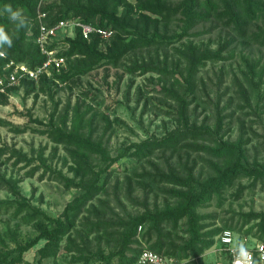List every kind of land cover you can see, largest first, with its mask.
<instances>
[{
    "label": "trees",
    "instance_id": "trees-1",
    "mask_svg": "<svg viewBox=\"0 0 264 264\" xmlns=\"http://www.w3.org/2000/svg\"><path fill=\"white\" fill-rule=\"evenodd\" d=\"M38 3L39 0H0V11L5 4H10L13 9H22L28 22L27 27L17 31L15 23L6 14L0 15V26L5 28L13 41L11 48L5 45L0 49L6 53V57H0V73L9 59L25 61L32 67L46 60V55L41 52L36 41ZM46 9L49 12L46 21L50 24L60 19L80 18L87 23L113 29L114 33L108 39L111 43L107 45L106 51L100 48V44L107 40L97 34L86 38L80 28L57 41L54 45H59L62 40L65 42L61 54L66 57L68 68L62 67L61 72L53 70L52 78L44 74L37 83L28 79L22 82L30 83L31 88L37 86L40 90H45L46 82L53 80V77L67 81L75 75L92 70L98 64L117 66L126 54L136 48L167 43L175 36L179 38L187 34H200L192 30L203 22L221 21L231 30V34L215 50L199 48L193 42L188 44L184 80L189 91L195 90L201 66L209 59L223 58V51L232 43L255 40L264 44V30H253L255 21L264 16V0H59ZM175 20L181 22L182 31L168 35L171 23ZM123 35L132 36L125 39ZM162 67L159 64L134 62L129 69L143 73L150 70L164 72L166 69ZM17 87L10 89V92ZM186 94L174 91L179 102V125L161 137L151 135L132 142L116 155L110 153L102 140L81 129L86 113L80 112L79 107L75 108L71 128L65 125V121L56 123L54 113L47 123L31 118V122H39L44 127L35 128L29 124L13 127L16 132L30 129L46 135L56 144V153L58 146L62 145L66 151V155L62 156L63 163L73 176L47 165L43 158L45 148H42L38 157L46 169L42 171L41 178L50 172L52 179L60 181L66 188H77L79 192L66 203L59 216H52L33 206L24 197L18 190L17 181L0 173V187L9 189L19 198L16 200L17 211L30 210L31 219L39 218L34 236L18 242L15 247L4 246L0 249V264H23L25 254L42 240L44 244L37 250L39 261L56 257L61 249L66 248L74 252L72 264H133L144 248L174 255L185 261L194 260L215 244V237L225 228L243 230L248 226L246 233L254 232L264 242V210L238 212L236 221L231 218L223 226L215 225L214 221H206L213 218V214L199 210L214 196H221L224 190L233 186L241 177L252 178L254 182L264 181V165L249 161L246 141L242 137L234 141L223 138L221 115H218L215 125L191 120ZM7 96L0 95V104L7 102ZM197 139L211 140L214 145L191 143ZM186 146L204 149L215 157L223 158V162L216 163L214 172L202 179L191 168L184 174L178 173L171 166L167 171H158L153 175L157 180L175 185L169 192L177 198L176 203L167 202L154 209L146 207L141 213L130 214L128 217H106L109 205L99 195L107 193L109 178L121 159L131 157L144 160L157 151L165 153ZM6 151V148L0 147V154ZM93 155L98 157L99 163L92 161ZM9 156L17 155L10 153ZM20 161L31 164L34 157L21 153L15 163ZM40 168V165H36L29 174H35ZM182 220L185 236L176 235L175 238L174 232ZM92 234L94 237H91ZM105 235L112 242L108 250L101 242L97 246L92 245L93 239L100 240ZM144 243L147 247L143 246Z\"/></svg>",
    "mask_w": 264,
    "mask_h": 264
},
{
    "label": "rangeland",
    "instance_id": "rangeland-1",
    "mask_svg": "<svg viewBox=\"0 0 264 264\" xmlns=\"http://www.w3.org/2000/svg\"><path fill=\"white\" fill-rule=\"evenodd\" d=\"M58 1L48 3L45 9ZM261 29L264 30V16L256 20L253 27V30ZM176 31H182L178 20L171 23L168 35H174ZM192 31L200 34H187L179 38L175 36L167 43L136 48L126 54L117 66L110 63L98 64L92 70L75 75L67 81L53 77V80L46 82L45 90H40L37 86L31 88L30 83H25L11 91L7 102L0 104V120L3 121L0 122V147L7 149L0 154V173L17 181L18 190L33 206L52 216H59L66 203L79 190L66 188L60 181L52 179L50 172L41 178L46 166L42 165L38 156L41 149L45 148L43 158L46 164L73 176L63 163L62 156L66 155V151L60 145L56 153V144L46 135L30 129L16 132L13 127L28 124L35 128L44 127L39 122H31V118L47 123L54 113L56 123L65 121V125L71 128L75 108L79 107L80 112L86 113L81 129L102 140L110 153L116 155L132 142L151 135L161 137L179 125V102L174 91L187 93L191 120L215 125L218 115H221L223 138L234 141L242 137L246 141L249 161L264 165V44L255 40L232 43L223 51V58L209 59L201 66L195 90L189 91L184 80L188 44L193 42L199 48L215 50L231 34V30L217 20L198 24ZM123 36L129 39L132 35ZM110 43L111 40H107L100 44V48L106 51ZM56 47L61 53L65 42L62 40ZM134 62L159 64L166 70L133 72L129 67ZM63 67L68 68L67 60ZM61 71L62 69L58 72ZM191 143L214 145L207 139H197ZM10 153L17 156H9ZM21 153L33 156L34 161L31 164H26L25 161L15 163ZM92 161L99 163L95 155L92 156ZM222 162L223 158L191 146L165 153L157 151L144 160L123 158L112 171L107 193L99 195L109 205L105 215L114 219L119 215L128 217L130 214L141 213L146 207L154 209L167 202L176 203L177 198L169 192L175 185L157 180L153 176L156 172L167 171L171 166L178 173L184 174L191 168L202 179L214 172L216 163ZM36 165L41 168L35 174H29ZM17 199L19 198L9 189L0 187V249L4 246L15 247L18 242H24L37 233L39 218L31 219L30 210L17 211ZM98 204L101 206L99 202ZM251 209L264 210V181L254 182L249 177L237 179L221 196H214L206 206L199 208L203 213L213 214V218L206 221H214L217 226H223L231 218L236 221L238 212ZM247 227L243 230L233 228L240 245L250 246L256 240L262 241L254 232L246 233ZM176 235L185 236L183 220L174 232L175 238ZM107 238V235L100 240L95 238L92 245L97 246L101 242L108 250L112 242ZM43 244L44 240L29 250L23 264L73 263L74 252L66 248L61 249L56 257L39 261L37 250ZM143 246L147 247L145 243ZM180 264L230 262L217 235L215 244L206 249L202 256Z\"/></svg>",
    "mask_w": 264,
    "mask_h": 264
},
{
    "label": "built area",
    "instance_id": "built-area-1",
    "mask_svg": "<svg viewBox=\"0 0 264 264\" xmlns=\"http://www.w3.org/2000/svg\"><path fill=\"white\" fill-rule=\"evenodd\" d=\"M53 0H39L37 9L38 34L36 41L46 60L34 67L25 61L9 59L6 61L3 72L0 73V95L10 94L13 89L22 84L25 79L36 82L46 74L50 76L53 70L60 71L65 65L66 57L58 52L57 41L67 35H72L76 28H80L86 38L97 34L103 40L112 37L114 30L100 25L87 23L80 18L60 19L54 24L46 21L45 6ZM6 57V54L5 56ZM141 225L139 229H141ZM223 249L227 252L230 264H264V242L256 240L253 245H240L236 240L235 232L230 228L223 229L218 235ZM185 260L177 256L165 254L144 248L133 264H180Z\"/></svg>",
    "mask_w": 264,
    "mask_h": 264
},
{
    "label": "clouds",
    "instance_id": "clouds-1",
    "mask_svg": "<svg viewBox=\"0 0 264 264\" xmlns=\"http://www.w3.org/2000/svg\"><path fill=\"white\" fill-rule=\"evenodd\" d=\"M5 14L11 22L15 23L17 31L21 28L27 27V18L24 16L22 9H13L12 5L5 4L2 11H0V15ZM5 45H7L8 48H11L13 46V41L10 35L5 31V28L0 26V49H3ZM5 54L4 51H0V57L5 56Z\"/></svg>",
    "mask_w": 264,
    "mask_h": 264
}]
</instances>
